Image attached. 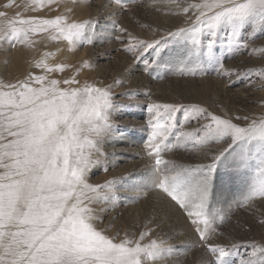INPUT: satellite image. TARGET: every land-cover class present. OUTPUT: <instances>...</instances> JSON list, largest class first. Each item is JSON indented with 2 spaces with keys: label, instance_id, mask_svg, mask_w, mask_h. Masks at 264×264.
Segmentation results:
<instances>
[{
  "label": "snow or ice",
  "instance_id": "6c2138e0",
  "mask_svg": "<svg viewBox=\"0 0 264 264\" xmlns=\"http://www.w3.org/2000/svg\"><path fill=\"white\" fill-rule=\"evenodd\" d=\"M55 2L47 0L48 4ZM168 3L184 13L195 10V19L187 28L168 33L189 34L190 45L181 58L182 65L198 62L201 55L212 57L220 29L231 28L229 45L236 42L235 37L246 25L251 26L252 35L257 29L264 34V0H199L186 7H181L178 0ZM44 6L45 0H27L25 5L32 9ZM4 16L0 12V17ZM88 24L69 22L63 14L45 19L20 18L17 13V18L0 25V42L32 47L31 34L51 31L52 39L66 40L71 49L80 42L92 43L91 36L85 35ZM205 31L206 45L200 39ZM138 43L146 49L152 47L146 41ZM242 46L247 48L248 44ZM127 50L132 51L133 46L129 45ZM252 52L264 57V47L253 48ZM49 55L45 53L35 64L45 73L64 72L72 67L65 63L49 65ZM83 66H88L87 61ZM251 73L249 69L246 75ZM258 74L264 76V70ZM113 107L110 86L80 85L75 76L60 80L30 74L15 84L0 83V264H156L173 255V246L163 239L144 243L150 229L141 231L138 238H130L128 233L120 238L119 232L109 236L96 226L106 209L94 205L113 199V182L89 184L86 173L95 163L91 152L98 150V137L110 127L109 110ZM181 107L149 106V111L156 110L148 121L151 132L146 142L148 154L155 157L153 187L187 213L199 236L200 243L195 246L212 254L208 264H235L229 258L231 248L214 242L216 221L223 223L224 218L210 208L213 173L227 160L230 150L238 148L239 166L246 167L253 158L258 160L249 191L243 202H238L239 206L248 207L257 198L264 199V116L250 120L247 116L237 117L247 121L241 126L231 118L194 108L195 118L203 117L207 122L193 132H179L178 138L184 144H166L175 127L171 123L174 113ZM160 108L165 109L163 114ZM185 119L189 117L186 115ZM226 139L231 141L227 148L214 155L207 165H177L161 155L189 142L199 149ZM240 264H264V247L254 245L249 258Z\"/></svg>",
  "mask_w": 264,
  "mask_h": 264
},
{
  "label": "rangeland",
  "instance_id": "374dc122",
  "mask_svg": "<svg viewBox=\"0 0 264 264\" xmlns=\"http://www.w3.org/2000/svg\"><path fill=\"white\" fill-rule=\"evenodd\" d=\"M178 2L186 7L199 0ZM26 3L27 0H0V12L6 14L0 17V25L7 19L17 18V13L20 18L45 19L63 14L69 22L88 21L85 35L91 36L92 43L80 42L70 49L66 40L52 39L51 31L31 34L32 47L0 42V80L9 81L12 75L22 71V64L37 58L33 63L36 64L45 53H51L47 57L49 65L65 63L72 67L52 73L40 68L41 75L45 73L49 79L60 80L75 76L80 85L110 86L114 105L109 110L110 127L98 137V150L91 152L95 163L86 173L89 184L113 182V199L94 205L106 209L100 214L97 228L109 236L119 232L120 238L125 233L130 238H138L141 231L150 229L144 243L159 238L175 250L166 261L156 264H208L212 254L202 246H195L200 243L199 236L187 213L171 197L153 187L155 157L148 154L146 142L151 132L148 121L156 110L149 111V106H182L174 113L171 123L175 127L165 140L170 145L184 144L178 138L179 132H193L207 122L203 117L195 118L194 108L231 118L241 126L247 121L237 117L247 116L250 120L264 116V76L258 74L264 70V57L252 52L253 48L264 47V34L257 29L252 35L251 26L246 25L235 37L236 42L229 45L231 28L220 29L212 57L201 55L198 62L182 65L181 58L190 45L189 34L169 36L168 33L187 28L195 19V10L184 13L168 0H157L155 4L152 0H120V3L117 0H56L48 4L45 0L44 7L35 9L25 7ZM125 4L127 7H123ZM121 28L126 31L121 32ZM207 35L205 31L200 36L204 45ZM130 36L135 39L130 40ZM139 41H146L152 47L146 49ZM244 44L248 47L244 48ZM129 45L133 46L132 51L127 50ZM21 50L25 54L18 61ZM85 61L87 67L83 66ZM249 69L252 73L246 75ZM27 73L30 75V71ZM159 111L163 114L165 109ZM186 115L189 119H185ZM230 142L228 139L211 142L199 149H194L189 142L161 155L177 165H207ZM238 153V148L230 150L227 160L217 166L210 197V208L224 218L223 223L216 221L214 242L231 248L229 258L235 264L248 259L254 245L264 247V199L257 198L248 207H240L238 203L243 202L249 191L258 160L253 158L246 167H241Z\"/></svg>",
  "mask_w": 264,
  "mask_h": 264
},
{
  "label": "bare ground",
  "instance_id": "6f19581e",
  "mask_svg": "<svg viewBox=\"0 0 264 264\" xmlns=\"http://www.w3.org/2000/svg\"><path fill=\"white\" fill-rule=\"evenodd\" d=\"M29 51H32V50H29ZM22 54H25L24 50L20 51L19 56L17 57L18 61L20 60L19 58H20V56ZM36 54H38V50L37 49L35 50V55ZM36 60H37V58L34 59L32 62L26 63V64H22V60H21L22 71L19 74L12 75L9 81H6L7 79L6 80L1 79L0 83H4V81H6L5 82L6 84H8V83L15 84V83H17V81H21V79L25 80V79H27L29 77V74L27 73V71H30V74L33 75V76L41 75L40 74V68H37L35 66V64H33ZM43 75H45V73ZM33 86H37V85L33 84Z\"/></svg>",
  "mask_w": 264,
  "mask_h": 264
}]
</instances>
